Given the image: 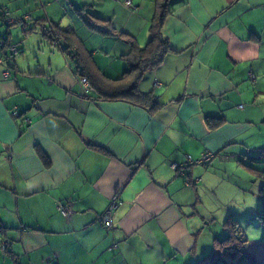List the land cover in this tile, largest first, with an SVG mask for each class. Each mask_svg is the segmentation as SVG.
Returning a JSON list of instances; mask_svg holds the SVG:
<instances>
[{"label":"crops","instance_id":"crops-1","mask_svg":"<svg viewBox=\"0 0 264 264\" xmlns=\"http://www.w3.org/2000/svg\"><path fill=\"white\" fill-rule=\"evenodd\" d=\"M131 1L0 0L31 19L0 18L18 50L7 62L0 48V264H196L202 194L264 148V0H173L169 51L137 84L153 107L84 94L80 61L38 24L71 29L80 58L118 79L155 12L154 0ZM205 151L210 163L186 176L171 166ZM114 194L107 229L99 217ZM66 200L69 216L57 208Z\"/></svg>","mask_w":264,"mask_h":264},{"label":"trees","instance_id":"trees-1","mask_svg":"<svg viewBox=\"0 0 264 264\" xmlns=\"http://www.w3.org/2000/svg\"><path fill=\"white\" fill-rule=\"evenodd\" d=\"M154 1L155 12L149 27L150 38L143 47L134 46L131 49L128 67L118 79H109L104 74L93 71L88 66L89 62L82 60L85 57L80 58L79 51L72 46L73 32L71 29L61 28L58 24H53V26H45L42 22L38 24L45 38L51 41H56L60 38L66 40L67 46L64 49L65 53L70 57L76 58L81 63L76 70L78 77H86L93 87V91H96L101 98L109 100L126 99L135 104L153 107L156 105L155 96L151 92H141L137 84L144 72L157 66L169 51L168 42L163 34L162 26L164 19L171 12L170 6L173 0ZM3 7L6 6L0 7V18L2 23L7 27L16 23L25 24V22L31 20L26 19L24 16H16L19 18V21L6 24L4 21ZM85 19L89 21L90 16L86 15ZM2 36L5 37V42L2 46L0 45V48L5 55L10 56L8 52V47L11 45L9 38L6 34H2L0 38ZM12 57L13 55L9 59L7 57V62H10ZM222 122L223 118L207 117V123L211 128L220 125ZM259 154L264 155V148L258 149V157ZM210 161L199 165H207ZM245 165L248 166V169L258 173V179L261 182L259 188L261 206L257 211L256 217L264 223V171L256 170L255 167L247 164ZM228 228V235L222 239H216L213 250L198 260L196 264H264V242L251 243L239 227L228 224Z\"/></svg>","mask_w":264,"mask_h":264},{"label":"rangeland","instance_id":"rangeland-1","mask_svg":"<svg viewBox=\"0 0 264 264\" xmlns=\"http://www.w3.org/2000/svg\"><path fill=\"white\" fill-rule=\"evenodd\" d=\"M253 167L264 171V155L259 154ZM260 185L258 173L242 165H232L227 175L215 177L210 193L202 194L199 205L204 217L201 244H207L203 255L213 250L216 239L228 235V224L239 227L251 243L264 242V223L256 217L261 206Z\"/></svg>","mask_w":264,"mask_h":264},{"label":"built area","instance_id":"built-area-1","mask_svg":"<svg viewBox=\"0 0 264 264\" xmlns=\"http://www.w3.org/2000/svg\"><path fill=\"white\" fill-rule=\"evenodd\" d=\"M123 4L129 8L133 7L131 0H124ZM3 13H4V21L6 24H12V23L19 21V18L16 16H13L6 7H3ZM26 19H30V18L26 17ZM4 39H5L4 36H2L0 38V45L1 46L5 42ZM8 52H9L10 56L4 55V60H6L7 57H11L12 55L14 56L18 53V51L14 45H10L8 47ZM250 76L252 77L251 74H250ZM79 82L82 86V90H83L84 94L87 95V94H90L91 92H93L94 89L86 77H80ZM239 107H242V104H240ZM12 115L17 117L18 112L16 110H13ZM213 156H214V154L212 152L205 151V152L201 153V156L198 159H191L190 156H188L186 163H184V164L173 163L171 166L179 174L186 176V169L185 168L188 164L206 163V162H209ZM198 181H199L198 178H196L192 181V180H189L187 177H185V182L188 185H192L193 183H197ZM117 203H118V197H117V194H114L110 199V203H109L108 207L99 217L100 223L107 229H110L113 227L112 220H111V213H112V210L116 207ZM57 208L64 216H69L72 213V207H71V204L69 201H66L64 203L58 202Z\"/></svg>","mask_w":264,"mask_h":264}]
</instances>
